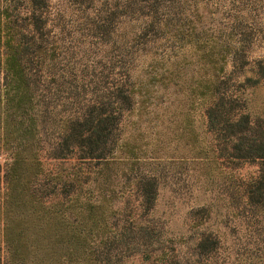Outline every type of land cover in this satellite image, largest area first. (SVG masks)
Segmentation results:
<instances>
[{
	"label": "trees",
	"instance_id": "obj_1",
	"mask_svg": "<svg viewBox=\"0 0 264 264\" xmlns=\"http://www.w3.org/2000/svg\"><path fill=\"white\" fill-rule=\"evenodd\" d=\"M253 48L264 0H0V264H264ZM173 138L223 188L179 238L152 213Z\"/></svg>",
	"mask_w": 264,
	"mask_h": 264
},
{
	"label": "rangeland",
	"instance_id": "obj_2",
	"mask_svg": "<svg viewBox=\"0 0 264 264\" xmlns=\"http://www.w3.org/2000/svg\"><path fill=\"white\" fill-rule=\"evenodd\" d=\"M59 1V0H58ZM71 6L68 7V10ZM251 55L253 57L263 56V48H253ZM246 96H248V105L255 115H262L264 113V81L247 87L245 90ZM156 129V127H155ZM161 149L158 150V154L161 155L166 161L163 163L164 167L168 170V174L173 173L174 177H169L166 180H162L158 185L157 198L153 207V215L157 218L159 223L164 227V234L171 235L174 238H179L180 234L189 235L192 233V229L189 226L188 211L192 206H197L205 203L209 200V194L214 192L216 194L219 190L223 191L222 186L210 183L211 178L204 174L203 164H193L186 161L179 168L176 164L169 163L166 159V155H172L173 159L182 155L186 146L177 145L173 138L170 142L164 144ZM7 161L5 153L0 154V162L4 166ZM148 164H144L147 166ZM195 165V168L192 167ZM150 166V165H148ZM162 167V166H161ZM232 172L235 175L240 174H256L258 171V163L256 161H236L232 164ZM221 202V200L217 199ZM131 202H135L134 198ZM220 211L224 212V208L220 207ZM222 220L225 217L213 212V216L209 221L210 229L215 226H220V230H225L221 226ZM227 237L229 238L228 229ZM129 262V261H128ZM140 261L136 258L134 262L128 264H139Z\"/></svg>",
	"mask_w": 264,
	"mask_h": 264
}]
</instances>
